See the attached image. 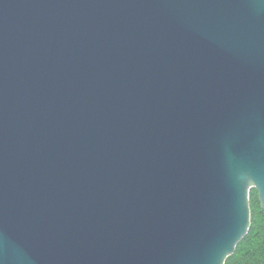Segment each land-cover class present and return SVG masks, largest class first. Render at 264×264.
I'll return each mask as SVG.
<instances>
[{"label":"water","instance_id":"obj_1","mask_svg":"<svg viewBox=\"0 0 264 264\" xmlns=\"http://www.w3.org/2000/svg\"><path fill=\"white\" fill-rule=\"evenodd\" d=\"M264 210V0H0V264H224Z\"/></svg>","mask_w":264,"mask_h":264},{"label":"trees","instance_id":"obj_2","mask_svg":"<svg viewBox=\"0 0 264 264\" xmlns=\"http://www.w3.org/2000/svg\"><path fill=\"white\" fill-rule=\"evenodd\" d=\"M249 204L251 212L249 230L224 264H264V210L254 188L249 192Z\"/></svg>","mask_w":264,"mask_h":264}]
</instances>
